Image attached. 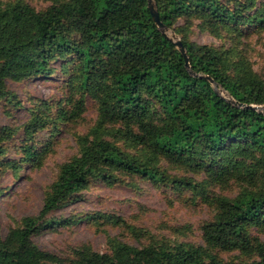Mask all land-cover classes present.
<instances>
[{"label":"trees","instance_id":"trees-1","mask_svg":"<svg viewBox=\"0 0 264 264\" xmlns=\"http://www.w3.org/2000/svg\"><path fill=\"white\" fill-rule=\"evenodd\" d=\"M154 2L167 28L180 18L222 29L264 27V11L242 15L253 0L232 8L219 0ZM180 41L188 67L154 24L147 0H53L42 11L16 1L0 8L2 76H49L50 62L70 55L81 94L92 86L100 99L96 124L78 138L77 153L59 166L39 214L22 218L21 226L0 240V264L53 263L54 255L31 246L29 239L51 224L50 212L91 179L114 182L115 174H123L196 188L188 179L165 175L160 161L210 175L213 168L222 175L244 169L250 185L217 201L215 219L203 227L205 246L135 248L113 240L111 254L86 251L80 264H264V242L252 245L248 238L252 227L264 229V113L254 108L264 106V80L244 60L230 64L226 51ZM2 87L0 82V96ZM83 107L80 98L63 117L77 118ZM114 123L120 127H110ZM258 173L260 183L254 185ZM218 247L251 259L225 262L212 251Z\"/></svg>","mask_w":264,"mask_h":264},{"label":"rangeland","instance_id":"rangeland-1","mask_svg":"<svg viewBox=\"0 0 264 264\" xmlns=\"http://www.w3.org/2000/svg\"><path fill=\"white\" fill-rule=\"evenodd\" d=\"M16 1L36 11L53 4V0H0V8ZM219 2L232 8L246 0ZM262 11L264 0H253V6L242 15ZM165 34L174 40L183 38L226 51L230 64L244 60L252 73L264 80L262 26L244 24L222 29L197 18H180ZM70 37L77 40L75 34ZM75 63L70 55L55 57L49 64L53 68L49 76L15 80L0 74L1 241L21 226L22 218L39 214L59 166L77 153L78 138L97 122L99 96L92 86L81 94ZM217 91L229 99L221 88ZM80 98L84 107L79 116L64 118L63 113ZM257 109L264 113V106ZM43 123L44 127L38 128ZM158 167L168 177L190 180L196 188L123 174H115L114 182L91 179L72 199L46 216L51 224L32 235L30 245L53 254L55 261L51 264H80L86 251L111 254L113 240L135 248L178 243L205 246L203 227L215 219L217 201L233 198L250 185L244 169L222 175L213 168L210 175L167 161H160ZM256 177L254 185H259V173ZM248 238L252 245L264 242V229L252 227ZM212 251L228 263L251 259L239 250L218 247Z\"/></svg>","mask_w":264,"mask_h":264},{"label":"water","instance_id":"water-1","mask_svg":"<svg viewBox=\"0 0 264 264\" xmlns=\"http://www.w3.org/2000/svg\"><path fill=\"white\" fill-rule=\"evenodd\" d=\"M148 3V10L151 14L152 20L154 22V24L156 25V27L163 33L165 34V31L167 30V27H165L159 19V15L155 6V2L154 0H147ZM166 35V34H165ZM167 36V35H166ZM168 37V36H167ZM170 41H172L174 43V45L176 46V48L178 49V51L183 55L184 59H185V65L188 67V58L186 55V51L180 41V39H176L174 40L173 38H170ZM249 107H254V106H249ZM257 109V107H254Z\"/></svg>","mask_w":264,"mask_h":264}]
</instances>
